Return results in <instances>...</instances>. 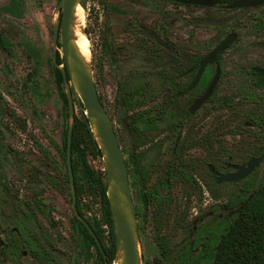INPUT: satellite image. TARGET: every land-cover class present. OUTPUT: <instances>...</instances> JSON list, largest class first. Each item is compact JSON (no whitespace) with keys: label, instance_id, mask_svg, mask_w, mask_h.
I'll list each match as a JSON object with an SVG mask.
<instances>
[{"label":"rangeland","instance_id":"1","mask_svg":"<svg viewBox=\"0 0 264 264\" xmlns=\"http://www.w3.org/2000/svg\"><path fill=\"white\" fill-rule=\"evenodd\" d=\"M9 2L0 0V8ZM58 2L17 0L19 18L0 12V32L12 43L11 55L0 50V141L22 152L26 157L23 159L26 166L60 183L57 190L43 183L38 186V190L47 193L48 202L54 207V214L45 213L39 223L43 226V238L54 239L52 235L57 237L59 258L66 263L77 256L72 257L73 252H76L71 244L75 242V234L69 228L72 218L71 197L67 184L62 182L66 174L62 132L70 120L54 80L55 52L60 54V48L52 45L53 30L59 19V11L56 9ZM262 17L264 7L226 11L222 8L175 5L168 0H88L82 31L89 42V63L125 159L131 150L132 140L127 138L130 115L118 104L115 105L121 88L144 82L157 85L161 81L158 71L168 66L171 56H177V64H187L193 59L201 60L228 34H237L236 41L215 61L224 75L216 85L211 103L207 105H213L214 111L207 117L200 113L204 122L200 133L212 132L216 142L213 161L208 166L202 164L201 167L186 169V174L192 179L191 183L172 179L160 189L159 196H168L175 201L171 219L161 230L172 252V264L178 262L177 255L188 246L190 237L195 239L196 248L206 243L209 233L213 239L212 244L215 243L226 214V205L237 207L236 200L243 197L242 188L245 185L254 188L264 178L263 162L251 175L239 182L217 185L212 175L235 172L258 145L264 146L261 131L254 127H247L237 135L228 131L244 116L248 106L244 105L243 100L256 88L257 77L251 74L250 69H264V30L260 26ZM94 64L100 70L99 74L94 73ZM214 71L215 67L209 66L205 80L211 79ZM63 89L66 92L65 86ZM256 92L264 98V87ZM224 99L228 104L220 110L219 105ZM76 104L74 100V113L79 116L80 108ZM10 111L14 113V121L6 116ZM163 134L148 133L146 138L154 135L153 139L159 137L161 139L158 141L162 143ZM38 148H42L43 153ZM155 155L156 152H152L147 159H155ZM190 155L194 160L204 159L198 148ZM164 159L157 162L159 168L142 167L148 174L145 190L157 186ZM86 160L95 172L105 174L102 156L87 154ZM18 163L5 158V150L0 142V193L5 177L11 178L12 182L23 176ZM133 171L128 169V175L134 205L141 212L138 225L143 262L166 264L155 243L157 229L152 219L153 206L137 202L140 186ZM17 186L11 183L10 189L15 190ZM14 190L11 191L17 192ZM24 192V189L20 191ZM81 202L87 206L83 211L87 220L101 216L97 195L85 192ZM0 203L3 204V201ZM8 213L13 219L17 211L10 208ZM179 216L185 218L184 226ZM56 217L59 223H54L49 231L47 226Z\"/></svg>","mask_w":264,"mask_h":264},{"label":"flooded vegetation","instance_id":"2","mask_svg":"<svg viewBox=\"0 0 264 264\" xmlns=\"http://www.w3.org/2000/svg\"><path fill=\"white\" fill-rule=\"evenodd\" d=\"M12 1L15 2L16 11L20 17V12L18 11V7L16 4L17 0H10L8 5L2 6L0 8V12L3 14H7L13 18H19V17L12 16L3 11V9L8 7ZM185 1L187 0L179 1V3L181 2L180 4L185 5V6H194V7H199L203 9L222 8L223 10L229 11L228 9L225 8V6L230 5L233 0H231L229 4H222V2L218 0L220 3L211 8L195 6V5H186L184 3ZM262 7H264V4L258 7H255V8H242V9H235V10H230V11L254 10V9H258ZM262 19L264 20V17H262L260 21ZM261 25L260 26L264 30V24H261ZM230 34H235L236 39H237L236 32H231ZM0 37H3L9 42L8 50H4L1 45H0V50L6 55H11V47H12L11 41L6 37V35L3 32H0ZM52 39H53V34H52ZM56 45L58 48H60L59 33H58ZM231 45L227 49H229ZM57 53L58 52H56V55ZM56 55H55V59H56ZM201 60H199L196 65H189V66L185 64H177V62H173L168 67V80L160 81L157 83V85H154V82L141 83L142 85L145 86L146 89L137 91L139 94H143V95L140 98L135 97L134 100H136V102L132 108L128 109L124 105H118L121 109L126 111L125 113L127 114L129 113L130 115L129 124L127 126V136H128L127 138H130L132 140V145H131V150L128 153L127 159L125 158L124 159L126 162V166L128 163L130 165V168L132 170L134 169L133 172H134L136 181L139 183V186H140V189L137 191V195H138L137 202L139 201L145 206L149 205L148 200H147V194L152 189L145 190V181L148 179V174L145 172V169L144 170L142 169V167H146V168L151 167L152 169L159 168V164H157V162H159V160H161L162 158H165L161 162L162 163L160 166L161 172L157 178V182L162 175H165L167 177V183H169L170 180L172 179L174 181L177 180V181H183V182L186 181L185 179H183L184 177L191 179L186 174V171H185L186 169H193V168L201 167L202 164L205 166H208L209 164L207 162V159L205 161L194 160L192 156L190 155V153L197 148L203 153L201 146L199 144L193 143L201 139V135H202L200 131L202 129V125L204 122L200 118L201 116L200 113H202L203 116L207 117L210 115L208 113L209 110L211 111V114L214 111L213 105H211L210 107H208L207 105L211 103V97L213 96L216 87L212 95L197 111H195L194 113L189 112V108L193 105L196 99H198L204 94V92L208 88L215 74V71H214L212 78L211 79L207 78V80H205L207 76L206 71H207V68L209 67L207 66L205 68L206 71L204 70L197 85L193 89L188 90V87L190 86V84L195 78V75L198 71V64ZM61 66L65 68L64 61H63V64L61 65H55V61H54V68L59 69V67ZM212 66L215 67V70H216V67H218L217 65H215V63ZM253 68H260V67H252L250 69V72L257 74L261 76L262 78H264V76L254 72ZM220 74H221V70H220ZM219 79H220V76H219ZM203 82H205L204 85H203ZM161 86H163V89L160 88ZM155 89L158 90V92H156ZM181 101H184V103H181ZM101 103L108 113V110L103 100L101 101ZM73 104H74V100H73ZM117 104H118L117 99H115V105ZM78 107L80 108V106ZM67 108H68V105H67ZM13 115L14 113L12 111H10L9 113H6V116L10 119V121L12 120L14 121L15 116ZM134 115L141 116L143 121H137V122L134 121L135 122L134 123L132 120V117ZM109 117L112 121V118L110 115ZM23 130H25V126H23ZM154 132L156 134L163 132L164 134L162 136V139L164 140V142L162 143L159 142L158 139H161L159 137L156 139L155 138L153 139L155 134L153 136H150L149 139L146 138L148 133H154ZM116 136H117V133H116ZM117 139H118V136H117ZM0 142L2 143V146L4 147V150H5V158H7V160H9L10 162L12 160L19 162L18 165L20 164L21 166L20 167L21 174L23 173V176L21 175L19 178L12 180V182H11V178L9 177H5L4 179L5 182L3 181V186L1 189L2 192L0 193V196L2 197L0 201H3V204L0 203V264H107V257L104 254V252L101 250L100 243L95 239V242L98 246L97 247L95 244L91 243L89 238H86L82 234L83 225L90 233V226L94 227V224L97 222L99 225V229L97 228L96 230L100 232L101 240H102L104 247H107L109 245V241H108L109 240V227L104 222V219H103L102 205L100 202V198H99V205L101 209L100 217L92 218V220L89 221L83 215L84 209H87V206L83 205L81 202L85 192L79 196L81 213L77 212L76 201L78 200V198L76 197L74 179H73V174H72L73 188H74V201H73V195H72V190L70 186V178L68 175V168H67V162H66V147L64 150L63 145H62L63 154H64L63 158H64V163H65V168H66L65 179L62 182L63 183L65 182L67 184V187L69 188V194L71 197L72 218H71V223L69 225V228L72 229L73 234H75L74 235L75 242H71V244L73 245V247L72 246L71 247L74 248L76 252H73L72 257H74V255L77 257L76 259L75 257L71 259L70 262L69 260L67 262L64 259L66 261L65 263V262H62L59 258V247H58L59 242L57 240V237L55 235L54 236L52 235V238L54 239L43 238L42 237L43 236L42 235L43 226L39 223L40 217L45 216V213L46 214L48 213V215H51L54 213L52 211L53 206L51 207L48 202L47 193L45 192L42 193L40 190H38V186L42 185L43 183L46 185H50V188L52 190L53 189L57 190L58 187H60V183L52 181L48 176H43L41 171L31 168V166L29 165L26 166L25 165L26 162L24 161L26 157L23 156L22 152L16 151L15 149L8 146L2 140ZM66 142H67V137H66ZM118 142H119V139H118ZM70 149H71V146H70ZM38 150L43 153L42 148H38ZM122 152H123V149H122ZM152 152H156V155H155L156 158L147 159V157ZM253 158H259V157H253ZM250 159H248L242 165H246V163ZM212 161L213 159L211 160V163ZM70 166H71V155H70ZM71 172H72V168H71ZM8 173L9 172H7L6 174L8 175ZM219 175L220 174L215 173L216 179ZM129 177L130 176L128 175V179ZM216 179L214 178L215 183H216ZM11 183L18 185L15 190L10 189ZM129 184H130V181H129ZM23 189L25 190V192L20 193V191ZM11 190H14L17 192H13ZM132 200H133V197H132ZM134 207H135V213H136L137 225H138V216L141 214V212L139 209L136 208L135 205ZM10 208L13 211L14 210L17 211V214L16 216H14L13 219H11L12 215L8 213L10 211ZM225 208H226V214H224L225 217L222 220H224L226 217L229 218L235 212V209L233 207H225ZM52 219H53L51 221L52 223L50 222L49 225L47 226L48 227L47 229H49V231L51 230V227H53L54 223H57V224L59 223L58 217L52 218ZM54 220H56V222H54ZM192 229L193 231H195L196 228L193 227ZM138 231H139V225H138ZM210 236H211V233H209L208 237H206L205 239L206 242L208 241ZM166 240H167V237H166ZM194 242H195V239L193 237H190L188 246L184 248L182 251H180L179 254L183 253L184 251H188V252L191 251L190 254L192 257L200 254V252L203 251L204 249L205 243L200 245V247L196 248L194 246ZM98 248L101 250L100 255L98 252ZM179 254L177 255V257L180 256ZM142 259H143V256H142ZM112 263H114V260ZM145 263L147 264V262Z\"/></svg>","mask_w":264,"mask_h":264},{"label":"trees","instance_id":"3","mask_svg":"<svg viewBox=\"0 0 264 264\" xmlns=\"http://www.w3.org/2000/svg\"><path fill=\"white\" fill-rule=\"evenodd\" d=\"M168 1H170L172 4L178 5L181 3H179V1L182 0ZM220 1L222 4H229L231 2V0ZM3 11L12 16L19 17L14 1H12L8 7L4 8ZM60 19L61 15L59 14V21ZM261 21V24H264V20L262 19ZM0 45L4 50L9 49V42L3 37H0ZM176 58V55L171 56L169 58L168 66L158 71L161 81L168 80V67L173 62H177L175 61L177 60ZM198 61L199 60L197 59L189 60L185 65H196ZM61 64H63V61L60 55L57 53L55 65ZM93 70L96 74H99L100 72L95 64L93 65ZM251 74L257 77L255 82L256 88L255 90L252 89V91L243 100V103H245L244 105H247L250 109L247 110V108L244 112V116L241 117L238 124L233 129L228 131L234 135H237L247 127H254L261 131V135L264 138V98L256 92L257 90H260V88L264 87V78L252 72ZM223 75V72H221L220 78ZM54 80L56 89L58 90L59 96L62 99L63 106L67 111V95L63 89V75L62 71L57 68H54ZM204 83L205 82H203V85ZM160 88L163 89V86ZM143 89L146 88L142 84H134L129 85L126 88H121L119 98H117L118 105H124L128 109L132 108L136 102V100H134L135 97L140 98L143 95L139 94L137 91ZM212 99L213 96L211 97V101ZM100 101H102L101 98ZM227 104V100L224 99L223 103L219 105L220 110L225 108ZM79 112V116L74 114L70 149L74 187L76 197L78 198L76 201V210L78 213H81L79 196L82 193L88 192L89 194L94 196L97 195L100 198L103 219L109 227V245L104 247L100 232L96 230L97 228L99 229L97 222L94 224V227L90 226V233L83 225L82 234L86 238H89L92 244L97 246L95 239L100 243L101 250L107 257V264H111L115 259V237L109 204L106 197V176L105 174L95 172L91 166H89L86 160L87 154H91L95 157H101V152L93 135L90 132L87 121L83 115L84 109L81 105ZM208 113L211 115L210 110ZM66 115L68 116V113H66ZM132 120L133 122L143 121L142 117L139 115H134ZM67 131L68 128L65 127L62 133V145L64 150L66 147ZM193 143L199 144L201 146L205 156L203 161L207 159V162L210 163L214 157L213 147L216 143L213 133H203L201 135V139ZM262 154H264V146L260 144L256 150L251 152L249 159L253 157H260ZM127 168L130 169V165L128 163ZM213 175L216 179L215 174ZM183 179H185L188 183L192 182L191 179L187 177H184ZM166 185L167 177L162 175L157 182V186L148 192L147 200L148 203L152 204L153 206L152 219L153 224L157 229L155 234V243L164 262L166 264H172L171 249L167 244L166 236L161 233L163 227L169 223L172 209L175 206V201L170 197L159 196L161 187ZM208 192L210 193V190H208ZM241 192L243 197L236 200L237 204L236 202L233 203L236 204L237 207H233L230 204L226 205V207H233L235 212L229 218L226 217L221 221V229L218 232L219 234L216 236L215 243L212 244L213 239L209 237L208 241L204 244L203 251H201L200 254L192 257L190 254L191 251H184L183 253L179 254L180 256H178V262L175 264H264V178L254 188L245 185ZM189 209L190 208L188 207V210ZM179 218L181 221H183L182 225L184 226L185 218H182L181 216H179ZM175 219L176 221L178 220L177 218ZM209 241H211V244ZM101 250L98 248L99 255L101 254ZM143 263L146 264L145 262Z\"/></svg>","mask_w":264,"mask_h":264},{"label":"water","instance_id":"4","mask_svg":"<svg viewBox=\"0 0 264 264\" xmlns=\"http://www.w3.org/2000/svg\"><path fill=\"white\" fill-rule=\"evenodd\" d=\"M184 3L186 5L211 8L220 2L218 0H187ZM87 4L88 0H59L56 9L61 15V20H58V24L53 30L52 39L53 46L56 47L59 33L60 55L65 65V69L63 67H59V69L62 71L64 86L66 87L68 118L70 120L66 142V162L73 201L74 188L70 166V146L74 122L73 100H75L77 105H81L84 109L83 115L98 145L104 163L106 197L115 237L114 262L117 264H143L137 217L124 155L114 131L113 123L99 99L91 64L89 61L87 63L84 61L74 45L73 25L75 7L79 5L85 12ZM263 4L264 0H233L225 8L228 10L255 8ZM82 33L84 35L83 31ZM235 40L236 35L229 34L199 62L198 71L188 90L193 89L197 85L205 68L214 65L217 56L223 53ZM253 71L264 76V70L261 68H253ZM219 76L220 69L216 67L215 74L208 88L189 108L190 113L197 111L212 95ZM263 160L264 154L259 158L250 159L246 165L240 166L235 172L220 174L216 179V184L235 183L244 180L255 171Z\"/></svg>","mask_w":264,"mask_h":264},{"label":"bare ground","instance_id":"5","mask_svg":"<svg viewBox=\"0 0 264 264\" xmlns=\"http://www.w3.org/2000/svg\"><path fill=\"white\" fill-rule=\"evenodd\" d=\"M84 20H85V12L82 10V8L79 5H77L74 11V25H73L74 45L78 50V52L80 53L81 57L87 63L90 58V51L88 46L89 45L88 38H86V36H84L82 33Z\"/></svg>","mask_w":264,"mask_h":264}]
</instances>
